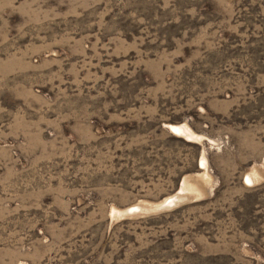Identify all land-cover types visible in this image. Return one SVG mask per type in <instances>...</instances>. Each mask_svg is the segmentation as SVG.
<instances>
[{"label": "rangeland", "instance_id": "374dc122", "mask_svg": "<svg viewBox=\"0 0 264 264\" xmlns=\"http://www.w3.org/2000/svg\"><path fill=\"white\" fill-rule=\"evenodd\" d=\"M0 264H264V0H0Z\"/></svg>", "mask_w": 264, "mask_h": 264}, {"label": "bare ground", "instance_id": "6f19581e", "mask_svg": "<svg viewBox=\"0 0 264 264\" xmlns=\"http://www.w3.org/2000/svg\"><path fill=\"white\" fill-rule=\"evenodd\" d=\"M202 162H203V161H202ZM203 164H207V163L204 162Z\"/></svg>", "mask_w": 264, "mask_h": 264}]
</instances>
